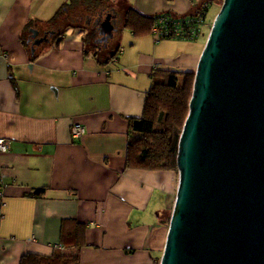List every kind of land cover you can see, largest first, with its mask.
I'll return each instance as SVG.
<instances>
[{"label":"crops","instance_id":"1","mask_svg":"<svg viewBox=\"0 0 264 264\" xmlns=\"http://www.w3.org/2000/svg\"><path fill=\"white\" fill-rule=\"evenodd\" d=\"M67 1L0 0V138L10 141L0 153V264L55 253L77 255L78 264H159L178 171L127 168L128 119L143 116L154 72L196 71L208 28L194 41L155 43L150 33L124 29L123 16L109 42L119 53L107 66L85 55L77 29L36 46L33 60L23 32L31 25L49 33L46 23ZM213 1L111 6L117 16L133 7L187 17L205 3L209 11L220 7ZM75 123L86 130L79 139L72 136ZM65 220L74 235L62 240ZM79 225L85 230L78 239Z\"/></svg>","mask_w":264,"mask_h":264},{"label":"water","instance_id":"2","mask_svg":"<svg viewBox=\"0 0 264 264\" xmlns=\"http://www.w3.org/2000/svg\"><path fill=\"white\" fill-rule=\"evenodd\" d=\"M30 34L35 53L52 33ZM193 74L159 264H264V0L222 1Z\"/></svg>","mask_w":264,"mask_h":264},{"label":"trees","instance_id":"3","mask_svg":"<svg viewBox=\"0 0 264 264\" xmlns=\"http://www.w3.org/2000/svg\"><path fill=\"white\" fill-rule=\"evenodd\" d=\"M222 1L217 0V3L221 6ZM112 2L113 0H68L46 23L49 33H53L49 37L59 40L69 29L80 30L83 32L85 55L94 58L101 66L109 65L117 58L119 49L110 45V41L105 46L96 43V40L100 38L99 24L108 14L115 15V27L118 28L117 13L111 6ZM154 24L155 16L145 15L129 7L124 14L122 27L136 35H143L150 33ZM30 29L32 27L28 25L21 41L34 60L37 54H32L27 43L31 38ZM42 36L44 35L40 33V37ZM193 83V73L154 72L153 83L146 94L143 116L128 119L127 168L178 171V145L189 112ZM170 215L168 213L166 216L168 225ZM69 222L70 220L63 221L62 240L74 235V232H66ZM78 228L75 235L79 239L85 228L81 225ZM78 261L77 255L55 253L52 256L28 255L22 259L21 264H78Z\"/></svg>","mask_w":264,"mask_h":264},{"label":"built area","instance_id":"4","mask_svg":"<svg viewBox=\"0 0 264 264\" xmlns=\"http://www.w3.org/2000/svg\"><path fill=\"white\" fill-rule=\"evenodd\" d=\"M209 3H205L195 16L177 17L169 13H160L155 16V24L150 32L155 43L166 39H179L194 41L204 29L210 30L207 23ZM86 130L81 124H73L72 136L79 139L84 136ZM10 141L0 138V153L8 152Z\"/></svg>","mask_w":264,"mask_h":264},{"label":"rangeland","instance_id":"5","mask_svg":"<svg viewBox=\"0 0 264 264\" xmlns=\"http://www.w3.org/2000/svg\"><path fill=\"white\" fill-rule=\"evenodd\" d=\"M219 9H220L219 6L218 7L217 6H212V9H210L208 22L211 23V25H212V23H213V21L215 19V16L217 15ZM118 13H119V15L117 16V21H118V23H121L122 20H123V16H124L123 13L124 12H122V13L118 12ZM202 35H204V36L206 35V30L205 29L203 30ZM170 214H171V212H170Z\"/></svg>","mask_w":264,"mask_h":264},{"label":"flooded vegetation","instance_id":"6","mask_svg":"<svg viewBox=\"0 0 264 264\" xmlns=\"http://www.w3.org/2000/svg\"><path fill=\"white\" fill-rule=\"evenodd\" d=\"M41 38V37H40ZM34 40V39H33ZM35 41V40H34Z\"/></svg>","mask_w":264,"mask_h":264}]
</instances>
